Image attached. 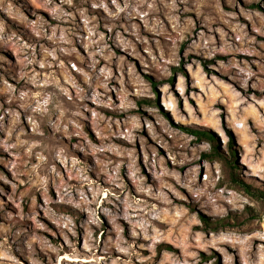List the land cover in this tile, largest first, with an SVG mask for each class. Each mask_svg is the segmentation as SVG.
I'll use <instances>...</instances> for the list:
<instances>
[{"label": "rangeland", "instance_id": "obj_1", "mask_svg": "<svg viewBox=\"0 0 264 264\" xmlns=\"http://www.w3.org/2000/svg\"><path fill=\"white\" fill-rule=\"evenodd\" d=\"M0 264H264V0H0Z\"/></svg>", "mask_w": 264, "mask_h": 264}, {"label": "trees", "instance_id": "obj_2", "mask_svg": "<svg viewBox=\"0 0 264 264\" xmlns=\"http://www.w3.org/2000/svg\"><path fill=\"white\" fill-rule=\"evenodd\" d=\"M196 133H197L198 136H200V137H203V136H206V137H207V136H208V135L206 134V132H199V131H196ZM215 154H216V150H214V151H210L209 153L206 154V157H210V158H212V157L215 156ZM230 154H231V156H232L233 158H232V159H228V157H227V159H225V162H226L228 168L230 169V172L232 173L233 178H234L233 165L236 164V154H235V152H234L233 150H230ZM234 181H235V182L237 181V182H239V183L244 184L245 186H247V188H249L250 190H253V191H255V192H256V190H257L256 188L254 189L250 184L246 183L245 181H242V179H240V178H238V177H236V176H235ZM162 249H163L162 245H159V247H158V251L161 252Z\"/></svg>", "mask_w": 264, "mask_h": 264}, {"label": "bare ground", "instance_id": "obj_3", "mask_svg": "<svg viewBox=\"0 0 264 264\" xmlns=\"http://www.w3.org/2000/svg\"><path fill=\"white\" fill-rule=\"evenodd\" d=\"M251 174H254V172H252Z\"/></svg>", "mask_w": 264, "mask_h": 264}]
</instances>
